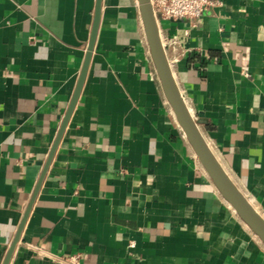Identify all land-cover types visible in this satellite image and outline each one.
Listing matches in <instances>:
<instances>
[{
	"label": "crops",
	"instance_id": "0c3cea01",
	"mask_svg": "<svg viewBox=\"0 0 264 264\" xmlns=\"http://www.w3.org/2000/svg\"><path fill=\"white\" fill-rule=\"evenodd\" d=\"M0 0V264H264L165 97L138 0ZM185 103L264 219V0L161 19Z\"/></svg>",
	"mask_w": 264,
	"mask_h": 264
},
{
	"label": "water",
	"instance_id": "95a60500",
	"mask_svg": "<svg viewBox=\"0 0 264 264\" xmlns=\"http://www.w3.org/2000/svg\"><path fill=\"white\" fill-rule=\"evenodd\" d=\"M138 2L140 5L141 18L143 21L152 61L154 63L156 72L161 82L165 97L172 107L178 124L182 128L199 162L213 181L221 196L233 207V209L235 210L237 215L243 220V222L246 223L247 226L253 231V233L257 237H259V239L264 243L263 217L259 214V212L249 202V200L239 190L233 180L223 169L218 159L210 149L202 132L200 131L198 121L194 119L185 103V100L173 76L166 55L165 47L160 36L159 22L155 15L151 0H138ZM101 8L102 0H97L93 29L86 53V58L77 84V88L71 101L70 107L67 111V114L65 115V118L59 130L57 139L51 150L47 166L50 164L55 154L58 144L64 134L66 126L68 125L70 117L81 94V90L83 88L87 76L93 50L97 40V34L101 18ZM32 204L33 201L31 202L29 208L25 213L23 221L21 222V225L19 227L18 233L8 250L7 256L3 264H9L12 259L13 253L21 237V233L24 228Z\"/></svg>",
	"mask_w": 264,
	"mask_h": 264
},
{
	"label": "built area",
	"instance_id": "2783aa9c",
	"mask_svg": "<svg viewBox=\"0 0 264 264\" xmlns=\"http://www.w3.org/2000/svg\"><path fill=\"white\" fill-rule=\"evenodd\" d=\"M158 22L161 19H186L191 22L202 17L220 0H151ZM69 264H81L79 256L67 259Z\"/></svg>",
	"mask_w": 264,
	"mask_h": 264
}]
</instances>
